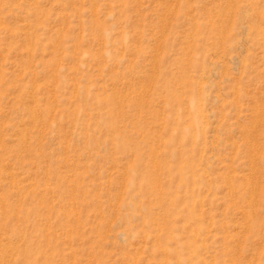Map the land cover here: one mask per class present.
Masks as SVG:
<instances>
[{
  "label": "rangeland",
  "instance_id": "1",
  "mask_svg": "<svg viewBox=\"0 0 264 264\" xmlns=\"http://www.w3.org/2000/svg\"><path fill=\"white\" fill-rule=\"evenodd\" d=\"M0 264H264V0H0Z\"/></svg>",
  "mask_w": 264,
  "mask_h": 264
}]
</instances>
